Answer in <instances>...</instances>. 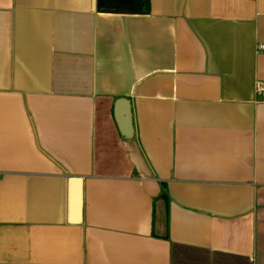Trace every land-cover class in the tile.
<instances>
[{
    "label": "crops",
    "instance_id": "crops-1",
    "mask_svg": "<svg viewBox=\"0 0 264 264\" xmlns=\"http://www.w3.org/2000/svg\"><path fill=\"white\" fill-rule=\"evenodd\" d=\"M134 8L0 0V264H264V0Z\"/></svg>",
    "mask_w": 264,
    "mask_h": 264
},
{
    "label": "water",
    "instance_id": "water-1",
    "mask_svg": "<svg viewBox=\"0 0 264 264\" xmlns=\"http://www.w3.org/2000/svg\"><path fill=\"white\" fill-rule=\"evenodd\" d=\"M96 6H101V0H95ZM110 11L112 9H105ZM120 10L122 9H115ZM115 116L122 134L127 138L135 135V121L133 116V104L130 98H119L115 105ZM71 210L74 221L80 220L81 213V182L80 179H72Z\"/></svg>",
    "mask_w": 264,
    "mask_h": 264
},
{
    "label": "trees",
    "instance_id": "trees-1",
    "mask_svg": "<svg viewBox=\"0 0 264 264\" xmlns=\"http://www.w3.org/2000/svg\"><path fill=\"white\" fill-rule=\"evenodd\" d=\"M125 3H131L137 11H147L149 8V0H124Z\"/></svg>",
    "mask_w": 264,
    "mask_h": 264
},
{
    "label": "built area",
    "instance_id": "built-area-1",
    "mask_svg": "<svg viewBox=\"0 0 264 264\" xmlns=\"http://www.w3.org/2000/svg\"><path fill=\"white\" fill-rule=\"evenodd\" d=\"M260 48H264V45L261 44ZM257 90H258L260 97H263L264 96V82L263 81H260L258 83Z\"/></svg>",
    "mask_w": 264,
    "mask_h": 264
}]
</instances>
